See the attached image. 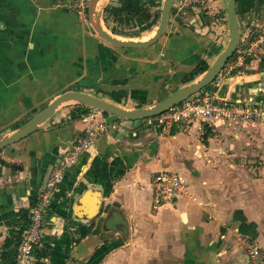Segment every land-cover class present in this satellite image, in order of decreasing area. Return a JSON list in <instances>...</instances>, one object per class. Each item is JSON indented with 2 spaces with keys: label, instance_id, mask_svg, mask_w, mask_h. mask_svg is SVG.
Wrapping results in <instances>:
<instances>
[{
  "label": "crops",
  "instance_id": "1",
  "mask_svg": "<svg viewBox=\"0 0 264 264\" xmlns=\"http://www.w3.org/2000/svg\"><path fill=\"white\" fill-rule=\"evenodd\" d=\"M255 17L257 34L263 33L264 10ZM190 35L175 40L170 53L169 36L157 55L126 53L81 20L73 0H0V135L68 90L126 107L157 102L181 87L201 58L211 65L220 54L212 53L219 46L206 53L205 37ZM254 55L230 86L242 95L253 88L260 98L264 55ZM75 107L60 106L0 151V264H15L16 242L6 249L7 240L21 239L50 168L91 123L84 115L73 119ZM116 121L66 170L54 194L43 239L50 248L46 264H246L245 239L264 253V193L257 202L264 171L255 178L218 140L231 125L264 120ZM163 171L180 173L188 186L155 211L152 180Z\"/></svg>",
  "mask_w": 264,
  "mask_h": 264
},
{
  "label": "built area",
  "instance_id": "2",
  "mask_svg": "<svg viewBox=\"0 0 264 264\" xmlns=\"http://www.w3.org/2000/svg\"><path fill=\"white\" fill-rule=\"evenodd\" d=\"M185 0H181L184 3ZM80 15H87L89 0H75ZM185 13V11L183 12ZM264 45V32L257 34L250 42V47L244 50V57L252 56L258 48ZM100 113L101 112H96ZM96 117V116H94ZM201 119L211 122L215 119H226L234 121H250L252 119L264 120L263 103H245L218 99L209 91L195 95L169 110L146 119L150 125L160 124L162 126ZM85 130L84 134L63 154L61 160L54 168L43 193L37 198L31 212V218L25 232L19 242V252L15 264H34L36 249L42 242L43 214L49 205L53 191L60 185L66 170L73 165L78 157L89 150L97 141L105 129L119 126L116 120L109 121L102 114V117ZM187 180L183 175L173 171H163L154 175L152 180L153 207L160 209L166 204L174 202L179 196L187 191ZM246 257L249 264H264V253L259 245L245 239Z\"/></svg>",
  "mask_w": 264,
  "mask_h": 264
},
{
  "label": "water",
  "instance_id": "3",
  "mask_svg": "<svg viewBox=\"0 0 264 264\" xmlns=\"http://www.w3.org/2000/svg\"><path fill=\"white\" fill-rule=\"evenodd\" d=\"M107 1L108 0H89L87 16L95 32L113 45L127 48H147L155 43L168 27L169 14L172 8L173 0H164L160 24L153 37L141 40L120 38L111 33L105 26L103 15ZM227 15L230 36L227 47L218 55L215 61L205 72L189 82H184L181 87L177 88L169 95L150 105L126 107L104 97L85 91H64L52 99L45 107L36 112L25 123L16 129H13V131L9 133L1 134L0 149L31 135L35 130L40 128L46 121H48L57 112L58 108L64 104L85 106L96 110V112L99 111L105 115H114L118 118L133 121H144L146 123L147 118L163 113L173 106L205 91L211 92L218 99L254 104L263 103L264 96L256 98V91H254L253 88L249 89V91H246V93L244 92L245 95H242V93L237 94L233 90L231 91L230 84L234 81L232 77L234 75L227 77L224 84L220 85V87L218 84H216L214 87H211L212 82H214V80L224 69L225 64L233 54L239 42L240 24L237 14V0L228 1ZM227 79H232V81L227 83ZM262 89L263 90H261V94H264V88ZM51 171L52 169L46 176V179L43 183V188H45L47 184Z\"/></svg>",
  "mask_w": 264,
  "mask_h": 264
},
{
  "label": "flooded vegetation",
  "instance_id": "4",
  "mask_svg": "<svg viewBox=\"0 0 264 264\" xmlns=\"http://www.w3.org/2000/svg\"><path fill=\"white\" fill-rule=\"evenodd\" d=\"M228 1L229 0H226V3H224V7H222L223 3H221L220 0H185L184 3H182L181 0H173L172 8H171V11L169 14L168 27H167L166 31L160 36V38L155 43H153L152 45H150L147 48H127V47H121V48H123L125 51L131 50V49L132 50L134 49V50L139 51V52L149 51L150 53L153 52L157 55L160 48L163 46L165 39L169 36V38H167V39H170V43L168 44L167 49L169 50L168 52L170 53V52L174 51L173 50L174 48H172L173 45L175 43L179 42V41H175V40L179 39L180 41H182L181 37H183L184 35L186 36V34H187V38H191L190 37L191 33L196 35V37H202L203 33L200 34L199 33L200 30L205 29V26L207 24H208V26L210 24H211L210 26L215 24L218 26V28H220V30L217 31V34L218 35L221 34V36L220 35L219 36L217 35V36H218V39L223 44V45H221V49L223 48L222 49V51H223L227 47V45L229 43V37H230L229 36V27H228V15H227ZM160 3H161V5H160ZM140 4L148 10V12L151 14V18L149 20H147L143 16L140 15V16L135 17L133 20L126 22V18L124 20H119L113 14H111L110 11L109 12L106 11L107 7L108 8L109 7L120 8L122 6V0H110V2L107 3L105 10H104V15H103L104 23H105V26L107 27L105 19H106V17H108L111 27L116 28L118 30L119 34L113 33L111 31V29H109L108 27H107V29L111 33H113L114 35H116L120 38H124V39L141 40V39L151 38V36L153 34H155L157 28L159 27L164 0H149V2H147V3H145V0H141ZM73 5H74L75 11L78 14L79 18L85 22L90 23L87 15H80L79 14V9L75 3V0H73ZM154 6H159L160 8L158 10H155L153 8ZM263 9H264V0H254L253 3L250 4L249 9H246V5L244 2H240L239 0H237V14H238V19H239V24H240V38H239V42H238L236 49L234 50L231 57L228 59L224 68H227L228 63L232 59H234V57H236V55H238V58H240V56H244V53H243L244 50H246L247 48L250 47V42H251L252 38L254 37L255 33H257V30H256L257 27L254 24L257 21L255 16L257 15L258 11L262 12ZM184 11H185V13H183ZM157 13L159 14V17L156 18L155 16ZM154 20H155V23L153 22ZM150 23H153V24H150ZM146 30L147 31L149 30L150 34L147 36H144L143 33ZM118 47H120V46H118ZM127 51H126V53H127ZM222 51L220 50V53ZM254 53L255 52H253L252 55H254ZM202 61H205V59L201 58L197 62L196 67L192 71L196 70L199 63H201ZM245 62L244 61L239 62L238 67L234 70L241 69L240 66L244 65ZM189 74H187V75H189ZM187 75H184L182 77L181 82H183L186 79ZM90 111L92 112L93 109L90 108L89 112L84 114V118H90L91 119V120H89V121H91V123L89 124V126L86 129L91 127L96 122L95 120L102 117V114H100V113H93L92 114ZM94 111H96V110H94ZM103 115H104V117L106 116V118L107 117H109V118L113 117V118H116L115 120L120 119L114 115H111V116L105 115V114H103ZM94 116H96V117H94ZM78 118H80V115L75 119H78ZM27 120L28 119L23 120L21 122H17L12 127H15L16 125L20 126L23 123H25ZM106 130L107 129H105V131ZM21 140H19V141H21ZM19 141H17V142H19ZM17 142H15V143H17ZM15 143H12L10 145H13ZM10 145H8L6 147H9ZM6 147H4V148H6ZM4 148H2V149H4ZM2 149H0V151ZM11 166L14 169H16L15 165H11ZM55 167H56V165H54L50 168V170L52 169L50 176H51ZM50 176H49V178H50ZM58 187L53 191L51 198H50L49 205L46 207L45 212L43 214L42 242L36 249V256L34 258V264H40L41 262H42V264H46V261H47V255H48L50 248L43 245V239H44V235H45V229H46V225H47V221H48V214H49V210L51 207V203H52V200L54 198L55 192L58 190ZM43 191H44V188L42 187V189L38 193V198L43 193ZM32 209L33 208H31V210ZM152 209L155 210L153 207V190H152ZM30 218H31V213H30ZM29 222H30V220H29ZM25 230H26V228L23 230L22 234L25 232ZM20 240L19 239H18V241L13 240V239L7 240L8 242L11 243L10 245H12L13 243L16 242V258H17L18 252H19ZM246 264H249L247 257H246Z\"/></svg>",
  "mask_w": 264,
  "mask_h": 264
},
{
  "label": "rangeland",
  "instance_id": "5",
  "mask_svg": "<svg viewBox=\"0 0 264 264\" xmlns=\"http://www.w3.org/2000/svg\"><path fill=\"white\" fill-rule=\"evenodd\" d=\"M222 4V7H224V3H226V0H220ZM110 2V0L107 1V3ZM149 2V0H145V3ZM161 5V3H160ZM159 5V6H160ZM159 6H154L153 8L155 10H158L160 7ZM264 10V9H263ZM262 10V11H263ZM211 25V24H210ZM208 26V24L205 26V29L200 30V34L203 33V36H205V48H206V53L209 51H213L215 46H219L217 51L214 50L212 53L217 55L218 51L221 50V45L222 42L218 39V36L221 34H217V31L220 30L217 25L213 24L212 26ZM143 32V31H142ZM150 31L146 30L144 31L143 35L147 36L149 35ZM218 35V36H217ZM261 55H264V45H262L260 48L257 49ZM260 55V56H261ZM255 56V55H254ZM244 56H240L238 58V55L234 57L229 63L227 68H224L221 73L218 75V77L212 82L211 87H214L216 84L222 85L226 81V78L232 75V71L236 69L239 65L240 60L243 59ZM238 58V59H237ZM253 63H257V60L253 59ZM244 62L246 61L247 63L251 62V58L245 57L243 60ZM249 61V62H248ZM242 66V65H241ZM264 68V67H262ZM242 69V68H241ZM261 69V68H260ZM242 71V70H241ZM149 101L142 102V104H147ZM140 104V102H139ZM74 105V104H72ZM229 129H224L223 132L219 133L218 140L222 143V145L226 144L227 149L229 150L227 155H230L234 160L244 162L248 166V170L250 171L254 170V177L257 178L261 175L260 172L264 171V122L263 123H256L255 125L251 126H243V125H231L227 127ZM239 144L243 146L244 148L241 150L240 148L236 152L234 149L231 148L232 145L234 144ZM247 150V151H243ZM239 168H235L236 171L239 172ZM237 172V174H238ZM259 195L257 196V202H259L261 195L264 193L262 191H259ZM252 243H255L258 245L257 242L254 240H250Z\"/></svg>",
  "mask_w": 264,
  "mask_h": 264
},
{
  "label": "trees",
  "instance_id": "6",
  "mask_svg": "<svg viewBox=\"0 0 264 264\" xmlns=\"http://www.w3.org/2000/svg\"><path fill=\"white\" fill-rule=\"evenodd\" d=\"M240 2H244L246 5V9H249L250 4L253 3L254 0H239ZM141 0H122V6L120 8H114V7H107V12L110 11L111 14H113L117 19L124 20L126 18V22H129L130 20H133L137 16H143L145 19L149 20L151 18V14L148 12L146 8H144L140 4ZM156 18L159 17V14L157 13ZM156 20V19H155ZM155 20L153 21L155 23ZM106 25L111 31L115 34H119L118 30L114 27H111L109 18L106 17L105 19ZM153 24V23H150ZM152 26V25H151ZM262 67H264V59L261 63ZM209 68V64L206 61H202L199 63L196 70L192 71L189 75L186 76V79L184 82H189L193 79H195L197 76L205 72ZM240 69L233 70L232 75L237 74ZM138 106H142V104H139ZM88 107L85 106H76V110L73 113V119L77 118L79 115H84L89 112ZM108 115V114H107ZM118 118V117H117ZM19 125H16L14 129H16ZM10 242H6L4 248H8L10 246ZM4 253L2 252V256Z\"/></svg>",
  "mask_w": 264,
  "mask_h": 264
},
{
  "label": "bare ground",
  "instance_id": "7",
  "mask_svg": "<svg viewBox=\"0 0 264 264\" xmlns=\"http://www.w3.org/2000/svg\"><path fill=\"white\" fill-rule=\"evenodd\" d=\"M153 35H154V34H153ZM153 35H152V36H153ZM152 36H151V37H152Z\"/></svg>",
  "mask_w": 264,
  "mask_h": 264
}]
</instances>
